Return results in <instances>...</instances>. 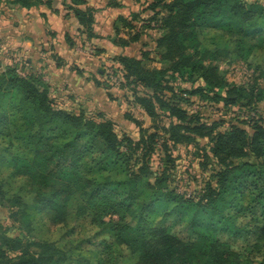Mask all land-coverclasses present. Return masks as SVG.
<instances>
[{
    "label": "trees",
    "instance_id": "1",
    "mask_svg": "<svg viewBox=\"0 0 264 264\" xmlns=\"http://www.w3.org/2000/svg\"><path fill=\"white\" fill-rule=\"evenodd\" d=\"M53 1L76 19L84 43L100 38L85 0L0 3L30 9ZM224 21L227 29L206 30L225 27ZM263 31L264 1L257 0H145L144 8L118 16L108 40L123 51L110 60L128 105L122 118L136 137L90 106L74 105V98L58 103L62 89L28 62L6 65L0 71V208L8 215L0 222V264H88L97 253L80 238L91 228L114 240L106 264H248L213 237L184 242L160 218L168 208L177 213L193 203L216 213L230 192L264 211V88L260 77L229 82L217 64L253 55L246 38ZM84 43V51L103 52ZM139 43L138 58L124 52ZM53 59L63 76L75 69L56 54ZM102 70L106 80L93 83L107 89L114 75ZM180 147L201 171L192 195L177 190L181 166L172 149ZM157 151L162 167L151 172ZM170 188L176 195L165 210L156 209ZM126 214L130 222L122 224ZM251 228L264 250V221Z\"/></svg>",
    "mask_w": 264,
    "mask_h": 264
},
{
    "label": "rangeland",
    "instance_id": "2",
    "mask_svg": "<svg viewBox=\"0 0 264 264\" xmlns=\"http://www.w3.org/2000/svg\"><path fill=\"white\" fill-rule=\"evenodd\" d=\"M139 1L140 2L137 4L134 3L133 0L132 2H126V4H130L128 8L132 10L133 13L137 12L142 7L144 8L145 6V0ZM257 1L263 2L264 0ZM224 23L225 27L219 24H216L215 26H213V24H210L209 26L207 25L206 27L209 29L206 28V30L222 31V28L227 29L229 25L227 21H224ZM217 26L222 27L214 28ZM72 41H74V48H70L67 45V48L63 46H61V48L58 47L59 49L53 51V54L51 53V51H49V56L51 57L50 60H54L53 55L56 53L59 54V57L64 62L66 61L70 63V67L75 68L68 73L65 72V75L70 78L74 77L73 79L77 84H74L73 91L61 90L62 94H60L61 97L58 96V103L61 101L69 102L70 100L68 99V95H74L75 97H77L78 102L83 103V105H86L87 107L90 106L91 109H94V111L101 112L106 116V118L115 121V123L117 124V130L124 129L132 137H136L137 130L135 129L134 125L128 122H124L122 118V114L125 110L128 109V105L125 103L123 91L119 89V84L122 82V80L120 79L121 74L119 72V68L116 66V64H112L110 60H97V56H95L93 53L88 52L89 50L83 51L80 47V45L82 44L81 39L75 37ZM246 43L250 46H253V48H251V51H253V55L246 54L243 56V58L236 59L232 65H225L224 62H217V64L219 65V69L225 72L226 79L229 82L240 85L242 83L248 82L251 78L260 77V84L264 88V83H262L261 79L264 76V31L256 35H249L246 38ZM140 44L141 43L131 46L130 48L126 49L125 52L136 57L140 56V54L138 53L141 48ZM4 47L5 46H1L0 44V65H2L0 71H4V69H6V65H9L13 62H20L19 65H21V63L25 61V63L28 62L29 65H31V67L36 70V73H40L45 81H50V79H48V77L46 76V72H44V70L46 71L47 69L45 65L48 63V56H46V54L49 53L48 50L43 51V48L34 50L35 58L34 62H32L29 61L26 55L17 53L13 49H7ZM151 47L152 45L149 46V48ZM86 58L89 59L86 60ZM245 61L251 63L252 66L250 68L247 67V63H245ZM87 63H89V65ZM102 64L103 66H101ZM88 66L90 67V69H88ZM102 67L111 68L114 78H117L116 87L111 86V82L115 83L113 78V80H108V82H106L108 86L107 89H104L105 87L101 86L100 88H97V91L95 89L91 91L92 87H87L92 85L85 81L89 73H87L86 76L83 72L90 70L89 75L103 82V80H106V77L102 74L99 75L97 72L98 70L102 72ZM256 67H258V69L255 72L254 70ZM67 70L69 69L67 68ZM18 72L20 75L23 74L21 70H19ZM50 85L54 87L52 83ZM184 87L186 89H189V85H184ZM56 88L61 89L60 86L54 87L55 90ZM86 92L88 97H86ZM85 97L87 100L84 99ZM75 99L76 98H74V101ZM76 106L74 107L76 108ZM261 107V109L264 110V102L262 103ZM192 109L196 110L198 109V106L195 105L192 107ZM218 115L219 113L212 114L213 117H217ZM136 116L139 120L145 121V128L150 126V122L145 118L144 115H140L138 113ZM201 142L204 143V141ZM193 150L191 149V151ZM172 151L174 157H179V160L176 163L180 164L181 166L180 168L178 166L180 183L178 184L179 187L177 188V190L180 193H184L187 195H189L190 193L192 195V192L196 189L197 185L200 182L201 171L199 170V168H197L196 162L190 163V160L192 158L189 156L190 154L186 149L180 147L178 149H172ZM157 153L158 151L156 152L153 160L149 165L151 172H157L162 167V162L159 161V156H157ZM182 171H184L185 173H182ZM152 182L153 179H150V183ZM171 190L172 189L170 188L163 192V195L166 196V198L163 199V203L157 202L156 209L165 210V205L168 204L169 201H167V199H171L174 197V195H176V193H169ZM231 193L232 192L228 193L225 196V201L222 205H218L216 213L213 211H204L200 208H196V204L193 203L190 206L188 205L184 206V208L178 209L177 213L168 208L166 214L161 213L162 216H165L166 218H160V222H164L169 225L170 231L184 242L188 243L194 241L195 239L213 237L226 245V247L231 252L236 253L237 255L240 254L242 259L246 260L248 264H264L263 247L260 246L258 248L255 246V238L252 235L251 230V226L253 224H259L264 221L263 208H259L260 206H258L257 208H252L254 205L250 206L252 205L251 198H249L245 194H240L237 195V197H234V195ZM7 215V210L0 208V222H4ZM127 222H130V216L126 214L123 216L121 223L127 224ZM80 240L85 249L97 253V255L93 258L95 260H88V264H106L108 258H111V255L113 254L112 244L114 246V240L107 230L99 229L94 231V229L91 228L84 233ZM85 260H87L86 257L83 258V262Z\"/></svg>",
    "mask_w": 264,
    "mask_h": 264
},
{
    "label": "crops",
    "instance_id": "3",
    "mask_svg": "<svg viewBox=\"0 0 264 264\" xmlns=\"http://www.w3.org/2000/svg\"><path fill=\"white\" fill-rule=\"evenodd\" d=\"M128 1L132 2V0H85L83 8L89 7L94 10L93 30L94 33L100 37L99 39H93L85 43L79 35L78 22L71 13L65 11L61 7L59 1H53L50 8L41 5L30 9H24L7 2H1L0 44L1 46H5L4 48L13 49L17 53L26 55L29 61L34 62V50L43 48V51L48 50V52L51 51L53 54V51L61 48V46L67 48L68 45L70 48H74V41L72 40L77 37L82 41L80 47L83 51L85 50V48L82 47L83 43L92 44L96 49L103 51L96 59L102 61L106 59L109 61L114 55L123 51L120 48L114 47L108 39L114 35L113 27L115 26L117 17L121 15L128 17L130 13H133V11L128 8L130 4H126ZM109 2L115 3V5L110 6ZM49 54L50 52L46 54V56H48V63L45 65L47 68L46 71L44 70L46 76L50 79L49 83H52L54 87L60 86L63 91H73L74 84H77L73 79L74 77L71 76L72 78H70L68 76H63L62 67L58 68L54 60H50L51 57ZM56 55L59 56V54ZM87 59L89 58H86V60ZM110 62L113 64L111 60ZM87 64L89 65V63ZM88 69H90L89 66ZM97 72L99 75L102 74L99 70ZM83 73L87 76V73L90 74V70ZM89 74L85 81L92 86L86 87H92L91 91L94 89L97 91L98 87H96L93 82L94 80H100ZM60 94H62V92ZM60 94L59 97H61ZM86 97H88V95ZM86 97L84 99H86ZM73 98H76L73 103L74 105H83V103L78 102L77 97L70 94L68 95L70 101L64 102L70 104L73 102L71 101Z\"/></svg>",
    "mask_w": 264,
    "mask_h": 264
}]
</instances>
